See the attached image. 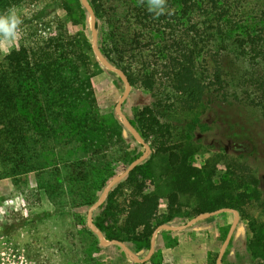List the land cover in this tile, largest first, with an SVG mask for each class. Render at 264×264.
Listing matches in <instances>:
<instances>
[{"label":"trees","instance_id":"obj_1","mask_svg":"<svg viewBox=\"0 0 264 264\" xmlns=\"http://www.w3.org/2000/svg\"><path fill=\"white\" fill-rule=\"evenodd\" d=\"M31 1L0 0V20ZM59 1L63 19L53 16V21L43 23L40 12L21 18V39L0 56V179L33 174L38 191L55 211L68 207L76 215L83 263L101 264L99 254L122 249L101 247L82 215L109 181L141 155L125 151L121 131L126 129L114 114L108 121L96 102L91 80L100 63L85 33L88 13L80 0ZM87 1L96 17L102 55L124 72L131 86L140 82L151 92L162 88L132 120L122 111L153 148L152 160L163 163L160 177L166 183L160 195L148 164L151 158L146 160L110 190L92 213L93 224L106 240L123 242L143 258L158 226H179L184 219L229 208L248 219L245 250L254 264H264V224L245 210L260 199L252 169L238 159L227 162L222 173L209 161L201 168L192 165L194 144L164 120L173 108L195 112L204 96L223 89L224 55L251 67L264 63V0ZM41 24L50 29L45 37L37 35ZM206 54L213 59L208 78L202 66ZM255 87L260 92L253 103L264 112V80ZM191 130L193 126L186 131ZM123 185L129 195L121 204L117 196ZM148 185L155 189L148 190ZM183 196L193 198V214H182ZM162 199L167 208L159 214ZM157 252L155 247L145 264H153Z\"/></svg>","mask_w":264,"mask_h":264},{"label":"rangeland","instance_id":"obj_2","mask_svg":"<svg viewBox=\"0 0 264 264\" xmlns=\"http://www.w3.org/2000/svg\"><path fill=\"white\" fill-rule=\"evenodd\" d=\"M249 4L253 6L251 2ZM60 5L59 0H32L11 17L0 20V56L8 53L21 39L20 31L24 28L21 18L40 12L43 23L53 21V16L63 19L65 13ZM84 23L85 33L91 39L90 18H86ZM49 30L41 24L37 26V35L45 37ZM207 54L202 66L203 71L207 70L205 75L208 78L213 71V59ZM221 63L223 89L204 96L201 107L195 112L173 108L165 112L164 120L181 138H187L194 144L196 152L192 165L201 168L209 161L222 173L227 162L238 159L240 164L252 169L259 181L260 199L245 208L246 215L264 224V112L253 103L260 92L255 83L264 80V63L251 67L247 61L237 60L228 54L224 55ZM91 83L101 114L111 121L113 114L117 116L114 108L124 91V84L101 65ZM157 91L161 92L162 88ZM157 91H145L140 82H135L121 109L132 120L137 110L154 101ZM189 126H193V130L186 131ZM121 134L125 151L135 156L143 154L145 149L139 148L131 135L125 130ZM153 151L150 147L143 162L151 158L148 164L153 166L151 170L157 177V191L162 195L166 190V183L160 177L163 163L155 158L152 160ZM57 153L60 155L62 150L57 148ZM142 171L150 174L144 168ZM148 186V190L155 189ZM128 195V187L123 185L117 200L122 204ZM180 201L183 215L194 213L192 197L183 196ZM166 208V201L160 200L159 214L165 213ZM86 214L82 216L88 228ZM191 218L180 221L179 225ZM233 218L232 213L224 212L198 221L183 231L160 230L155 238L158 252L153 264H214L213 259L215 255L217 258L224 241L222 235L226 233L227 236ZM78 229L80 225L76 215L68 207H64L62 212L55 211L54 204L38 191L33 174L19 180L0 179V264H85L80 252ZM249 237L248 219L239 215L222 257L223 264H254L245 250ZM147 254L141 253L142 257ZM97 258L101 264H137L123 250L117 249L104 251Z\"/></svg>","mask_w":264,"mask_h":264},{"label":"water","instance_id":"obj_3","mask_svg":"<svg viewBox=\"0 0 264 264\" xmlns=\"http://www.w3.org/2000/svg\"><path fill=\"white\" fill-rule=\"evenodd\" d=\"M80 2L82 4V6L84 7V9L86 10V12L88 13L89 18H90L91 47H92V50H93L95 57L97 58L98 62L100 63V65L103 68H105L106 70L116 74L119 77V79L122 81V83L124 84V91H123L122 95L120 96V98L118 99V101L115 105L114 112L118 116V118L120 119V121H121L122 125L124 126V128L126 129V131L129 132L131 134V136L134 138V140L140 146H142L145 149V151L143 152V154L139 158L135 159L122 173L115 176L114 178H112L109 181V183L103 189L98 200L87 210L86 222H87L88 228L91 230V232H93L96 235L98 242L102 247L107 248V247L114 246V245L119 246L133 263L144 264L150 260V258L152 257V255L154 253L155 238H156L157 233L160 230L179 232V231H183V230L191 227L192 225H194L198 221L210 218V217L215 216L217 214L224 213V212L232 213L234 216L233 222H232V224L228 230L226 238L224 239V241L220 247V250L218 252V255H217V258L215 261V264H222L223 254L225 252L226 247L228 246V243L232 237V234H233V232L236 228V225L238 223V220H239V213L233 209L222 208V209L215 210L212 212L199 214V215L191 218L190 220H188L185 224H182L179 226H170V225H165V224L158 226L154 230V232L152 233V236L150 239V248H149L148 254L143 258H139L123 242H120L117 240H110V241L106 240L104 238L102 232L93 224L92 213L95 210H97L105 202L110 190L117 183H119L126 176H128L141 162H143L147 158V156L150 152V147L142 139V137L140 136L138 131L130 123V121L128 120V118L126 117V115L123 113V111L121 109L124 100L127 98V96L130 93L131 85H130L126 75L124 74V72L121 69L113 66L100 52L98 45H97L96 17H95L94 11H93L92 7L90 6V4L88 3L87 0H80Z\"/></svg>","mask_w":264,"mask_h":264}]
</instances>
